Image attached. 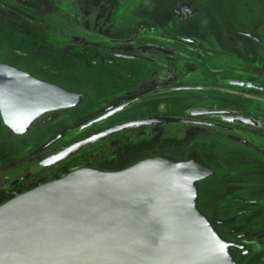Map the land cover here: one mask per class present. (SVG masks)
Masks as SVG:
<instances>
[{"label":"flooded vegetation","instance_id":"af4514ba","mask_svg":"<svg viewBox=\"0 0 264 264\" xmlns=\"http://www.w3.org/2000/svg\"><path fill=\"white\" fill-rule=\"evenodd\" d=\"M0 18L12 46L0 48V200L65 170L133 157L197 155L211 177L210 148L264 157V7L0 0ZM98 72L104 86L89 79ZM67 95L79 98L52 116ZM211 177L202 183L209 207L223 197ZM240 227L230 234L252 248L258 236Z\"/></svg>","mask_w":264,"mask_h":264},{"label":"water","instance_id":"95a60500","mask_svg":"<svg viewBox=\"0 0 264 264\" xmlns=\"http://www.w3.org/2000/svg\"><path fill=\"white\" fill-rule=\"evenodd\" d=\"M205 175L167 154L65 170L0 203V264H240L198 209Z\"/></svg>","mask_w":264,"mask_h":264},{"label":"rangeland","instance_id":"374dc122","mask_svg":"<svg viewBox=\"0 0 264 264\" xmlns=\"http://www.w3.org/2000/svg\"><path fill=\"white\" fill-rule=\"evenodd\" d=\"M244 1L251 7H264V2L258 3L257 0ZM0 19H2L0 20L1 36L5 30L9 29H2L3 24L1 23L4 19ZM51 22L59 21L56 19V16L53 15V20H51ZM4 23H7V20L6 22L4 21ZM0 39L3 41L0 44V48L11 52L12 46L9 44L6 45L7 43L3 38L0 37ZM4 53H6V51H4ZM101 75H103V72L93 73L89 79L102 85L100 79ZM212 97L214 98V96ZM262 130L264 131V126ZM257 145V150L264 151V143H258ZM248 147L250 149L253 148V143H250ZM210 150H212L215 155L213 166L216 168V173L213 177H211L213 174L212 169L204 163L200 157L197 155L195 156L206 168V175L200 178L196 185V203L198 204V209L202 214L212 220L215 228H217L221 236L229 243L234 258L240 264H262V262L260 263L262 257L260 258L256 252L263 251L264 253V157L258 158V153H253V151L251 152L248 149H224L214 147L210 148ZM199 152L200 151H198V154ZM210 177L215 183L219 181L223 182L222 184L213 185V187L216 188V195L224 197L223 194H229H226L224 198L220 197L218 203L213 207H209L205 203L204 198L208 185L202 184L204 180ZM208 180L210 181V179ZM7 198L8 197L1 199L0 203ZM235 198L259 200L256 202L249 201L247 203H241L234 201ZM229 220H231V222H229ZM234 226H241L243 229L258 236L256 239L254 238L249 241L250 244H253L252 248L247 244L244 245V243L235 239L233 235L230 234V230Z\"/></svg>","mask_w":264,"mask_h":264}]
</instances>
